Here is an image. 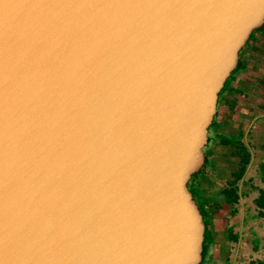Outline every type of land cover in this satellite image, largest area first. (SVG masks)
<instances>
[{"label":"water","instance_id":"1","mask_svg":"<svg viewBox=\"0 0 264 264\" xmlns=\"http://www.w3.org/2000/svg\"><path fill=\"white\" fill-rule=\"evenodd\" d=\"M264 0H0V264H199L187 183Z\"/></svg>","mask_w":264,"mask_h":264},{"label":"crops","instance_id":"2","mask_svg":"<svg viewBox=\"0 0 264 264\" xmlns=\"http://www.w3.org/2000/svg\"><path fill=\"white\" fill-rule=\"evenodd\" d=\"M192 192L205 228L199 264H264V23L218 93Z\"/></svg>","mask_w":264,"mask_h":264},{"label":"rangeland","instance_id":"3","mask_svg":"<svg viewBox=\"0 0 264 264\" xmlns=\"http://www.w3.org/2000/svg\"><path fill=\"white\" fill-rule=\"evenodd\" d=\"M196 174H197V173H196ZM196 174H193L192 177L189 179V181H188V183H187L188 187L191 188L192 192H194V190L192 189V186H193V179H192V178H194V176H195Z\"/></svg>","mask_w":264,"mask_h":264},{"label":"flooded vegetation","instance_id":"4","mask_svg":"<svg viewBox=\"0 0 264 264\" xmlns=\"http://www.w3.org/2000/svg\"><path fill=\"white\" fill-rule=\"evenodd\" d=\"M190 190H191V188H189ZM191 192H192V190H191Z\"/></svg>","mask_w":264,"mask_h":264}]
</instances>
